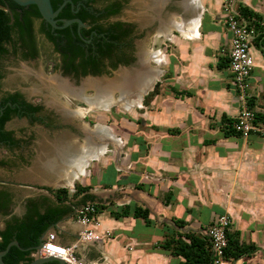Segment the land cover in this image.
Segmentation results:
<instances>
[{
    "label": "crops",
    "instance_id": "obj_1",
    "mask_svg": "<svg viewBox=\"0 0 264 264\" xmlns=\"http://www.w3.org/2000/svg\"><path fill=\"white\" fill-rule=\"evenodd\" d=\"M199 2L197 34L174 31L173 51L165 57L168 75L161 76L159 92L143 105L139 123L127 126L120 143H107L105 153L75 179L89 189L66 203L78 207L84 194L94 196L102 207L93 223L81 225L73 212L41 236L55 232L84 264H178L182 258L161 244L177 232L204 235L219 214L229 215L230 231H237L241 242L256 247L232 264H264V122L255 123L247 136L224 135L222 115L236 119L242 108L229 64L217 66L228 58L231 35L222 1ZM235 5L252 10L264 30V0H235ZM245 20L252 25L255 18ZM257 34L255 29L254 38ZM254 38L247 94L252 109L264 114V51ZM44 197L54 202L48 191ZM124 205L129 214L115 216ZM135 207L149 212V224L133 216ZM84 229L100 239L80 241Z\"/></svg>",
    "mask_w": 264,
    "mask_h": 264
},
{
    "label": "trees",
    "instance_id": "obj_2",
    "mask_svg": "<svg viewBox=\"0 0 264 264\" xmlns=\"http://www.w3.org/2000/svg\"><path fill=\"white\" fill-rule=\"evenodd\" d=\"M62 0H52V7L56 9ZM71 3H80L79 12L76 14L83 22L87 19H95L88 9L94 10H107L110 12H118L121 9V4L116 0H71ZM70 6V2L65 5ZM239 13L241 17L251 21L252 25L257 30V36L254 38L253 43L264 51V30L259 24L258 17H255L254 12L250 10L247 6L238 5ZM60 16L64 19H69L72 15L66 10L60 13ZM10 15L5 7H0V57L9 54L8 45L11 44L13 52L16 51V41L23 37V34L28 28H21L22 25L19 24L18 17L10 22ZM63 20L58 24H62ZM18 27V36L13 41L11 37V32L14 28ZM71 26L74 28L73 35H68L65 33L70 26H66L64 29L58 30V41L55 42L53 50L60 54L62 61L61 66L66 74L73 72L74 75H86V74H100V66L103 64V59L108 57L113 50L118 47L125 52H130L132 50L131 39L127 38L129 30L119 29L120 24L115 27H104L98 24L96 27V33L93 39L96 42L95 45L85 44L84 41L78 36L76 31V23ZM19 28H21L19 30ZM120 31H119V30ZM82 37L90 33V29L86 28L81 30ZM52 38V37H51ZM85 45V46H84ZM94 46V47H92ZM32 48V47H30ZM34 50V48H33ZM34 52L32 51L33 57ZM28 57V55H25ZM132 58L130 56L125 62L130 63ZM229 64V59L227 57L220 59L217 63L218 68L227 67ZM164 75H168L165 73ZM177 93L175 89H172ZM159 92V82H156L153 89L149 91L143 98V104L149 103L152 97ZM20 94H10L3 98L0 102V108L4 107L2 114H0V141L8 142L10 141L11 133L3 129V125L6 120L10 119L12 115L28 116L35 118V113H37L41 107L39 105H31L23 102ZM7 101L10 105H6ZM252 99L248 98V106L252 108ZM21 102V109L16 104V106L11 107L14 103ZM47 119V124L52 122V118L45 116ZM222 120L227 124L223 128L225 136L236 135L241 136L237 131L232 128V123L235 119L227 118L226 115H222ZM258 121L264 122V114L256 113L254 116L253 123ZM139 123V121H136ZM46 191L50 193L53 197L54 202H51L48 197H43L42 201L33 204L28 208L26 214L22 218L9 219L4 222L2 228H0V250L3 251L12 241H17L18 246L11 244L8 247L6 253L2 256L5 264H29L33 261L31 253L41 242V236L44 234L48 226L56 223L64 216H67L74 212V208L77 206L76 203L69 202V197H76L82 192L89 189V185H80L75 183L73 186L72 193H69V189L66 187L49 188L44 187ZM82 201L85 203L87 201H94V196L89 194H84L82 196ZM102 205L96 204L95 212L93 216L101 209ZM5 202L0 201V211L6 213ZM130 207L124 205L119 213H115V216H126L129 214ZM133 216L142 217L146 224L150 223L149 212L146 209H141L135 207L133 210ZM178 227H182L184 222L181 220H174ZM227 247L226 255L233 259H238L242 256H250L256 247L253 244H245L240 241L239 234L237 231L231 232L227 231ZM165 249H171L172 254L182 258L178 264H211L212 252L211 245L208 238L205 235H200L198 233L187 231V232H177L176 237L166 238V240L161 244ZM42 264H58L57 261L44 262Z\"/></svg>",
    "mask_w": 264,
    "mask_h": 264
},
{
    "label": "flooded vegetation",
    "instance_id": "obj_3",
    "mask_svg": "<svg viewBox=\"0 0 264 264\" xmlns=\"http://www.w3.org/2000/svg\"><path fill=\"white\" fill-rule=\"evenodd\" d=\"M64 1L66 0H62L59 6ZM116 1L121 4V9L115 13L107 11V10H102V9L101 10L88 9L89 12L95 18L93 21H92V18H90L89 20L87 19L85 22H83L79 17H77L76 14L79 12L80 3L73 4L71 3V0H67L65 4L63 5V7L61 8V10L52 17L55 20L56 24L59 25L58 23L63 20V18L60 16V13L66 10V12L68 11L72 15L69 19H74V18L80 19L82 21V25L79 28V32H81V30H85L86 28H89L90 29L89 34L85 35V37H82L80 33V36H79L77 21H74L71 24H69L68 26L70 27L67 29L65 33H67L68 35H73L74 28L71 25L73 23H76V31H77L78 36L84 41L85 44H92L94 46H96L95 45L96 42L94 41L93 38L95 36H98V34L96 33V30H97L96 27L98 24L103 25L104 27H115L117 24H120L121 28L119 29H125V30L127 29L130 31L127 35V38L131 39L132 50L130 52H125L119 47L116 50H113V52L108 57H105L103 59V64L102 66H100V71H101L100 74H94V75L93 74H86V75L80 74V75H77V77L74 75L73 72L66 74L64 72L63 67L61 66L62 61L60 58V54L58 52L56 53L53 50L55 46V42L58 41V30L64 29V28L52 27L44 19V17H42L38 9V6L36 4L28 3V4L21 5V4H18L14 0H0V7H5V10L9 12L10 19H11L9 23H11L15 19V17H18L19 24L22 25L21 28H28V30H26L23 34V37L18 40L16 38L18 36V30H17L18 27L15 26L14 30L11 32V37L13 41L15 39L18 40L15 43L17 46L16 51L13 52L11 44L8 45L10 52L9 54L0 57V63L2 59L9 57V56L13 57L14 59H19L21 61L35 60L40 56L41 53L44 54V50L46 47H50L51 51L57 57L55 67L58 69L57 73L50 74V75H61L63 77H67L69 78L70 82H74V84H79V82H76V81L79 80L80 78L83 79V77L88 76V75L90 76H100V75L111 76L114 74L113 72L119 70V67H124L127 70H130L131 68H136L137 66L140 65V59H141L140 56H141L142 50L145 48L142 42L143 37L145 36L144 30H139V27L141 26V23L146 24V25L149 23H152L149 26V31H151L150 35H152L154 31L158 29V26H159V23H158L159 21L157 20L158 16L155 15L156 17L151 19L150 22H146V23H143L141 21H139L140 22L139 23L138 21L129 22V21L122 20L119 18V15L125 5V0H116ZM49 2L52 7V0H49ZM69 2H70V6H66V8H64L65 5ZM174 2L176 3V0H171L170 3H168V5L165 7V9L160 13L163 16V18H166L168 15L170 16L174 14V12H172L173 11L172 9L173 7H177ZM56 9H53V11H55ZM181 12H182V9H181ZM69 19H64V20H69ZM21 28H19V30ZM173 32L174 31H172V35H173ZM147 49H150V48H147ZM32 51L34 52L35 56L30 57L32 55ZM25 55H28V57H25ZM129 56L130 58H132V61L126 64L125 62L127 61V58ZM39 73L40 75H47L44 72V68L42 69V71H39ZM3 74L4 73L1 71V64H0V81L2 79ZM18 74L26 75V74H23L22 72H18ZM18 74L16 72L14 75H18ZM28 75H35V74L29 73ZM41 88H42L41 89L42 91L40 90V93L44 96V93H43L44 87H41ZM33 92L37 93L39 91H33ZM15 93L20 94L21 96L20 100L22 99L23 102L31 104V105H39L41 109L37 113H35L36 119H33L32 117H28V116H19V115L14 114L11 116L10 119L5 121L3 125V129L11 133L10 135L11 140L8 142L0 141V149H2L5 154H7V152L9 153L7 155L0 156V170L7 173L9 176H11L12 172L16 171L17 169L22 170L24 172L23 173L24 176H22L23 178L24 177L30 178L33 176L31 173L35 172L37 174L35 176L37 180L43 179L44 177L41 178V176H39L38 174L44 175V172H43L44 169L39 165L41 164L40 163L41 160H44V136H36L35 133L34 134L33 133H23L22 131H20L19 133H15L14 130L7 129L6 124L14 118L16 119L25 118L31 123H34V122L39 123V125H41L43 128L44 127L53 128L56 126H61L59 124L60 120L58 121L57 119L58 117L55 115L53 110H50L53 113L44 111V109L46 108L44 102L42 104L33 102L28 99L25 93H22L19 90L2 91L0 93V102L3 98L7 97L10 94H15ZM116 94H115V97L118 96V93ZM6 103H7L6 105H10L9 101H7ZM16 104H18V106L21 109V102L14 103L11 107L16 106ZM3 108L4 107L0 108V114H2ZM45 116H49L50 118H52V122H49L50 123L49 125L47 124L48 120L44 119ZM68 138H69L68 136L63 137L64 140ZM52 146L53 145L51 143V145L45 150L53 148ZM35 167L40 168V172H36ZM14 182L15 180H11V179H0V201L5 202L4 210L6 211V213H3L2 211H0V223H3V225L6 220L14 219V218H22L26 214L28 208H30L33 204L37 202L39 203V201H42L44 197L43 193H39L38 195H35V196L33 195L23 196L22 195V196L17 197L15 192L12 189V187L16 186ZM17 186L22 187V188H37L40 191L44 190V187H48L44 185V183L43 184L40 182L38 183V181L35 184H27L26 182L21 181L20 183H18Z\"/></svg>",
    "mask_w": 264,
    "mask_h": 264
},
{
    "label": "bare ground",
    "instance_id": "obj_4",
    "mask_svg": "<svg viewBox=\"0 0 264 264\" xmlns=\"http://www.w3.org/2000/svg\"><path fill=\"white\" fill-rule=\"evenodd\" d=\"M170 1L133 0L132 4L138 8V19L143 23L150 22L158 16V29L163 33L161 35L167 38L173 37L172 31H178L182 35L197 34L200 15L196 10H199L200 0H176V2L180 1L178 5L182 8V13L189 15L175 17V14H172L163 18L160 13ZM140 57V65L136 68L130 70L121 68L110 78H88L82 80L80 84H74L60 75H40L39 71H33L25 65L22 66L21 72L26 76L29 73L35 74L33 76L39 81L40 86L37 85L38 87L33 91H40L41 87H44L48 94L47 104L56 108L65 117L73 118L87 110L79 107L69 108L62 101V98L67 96L85 103L88 109L107 110L113 103H117L123 110L131 111L133 107H142L145 93L153 87L162 73L159 67H152L149 64L150 60L157 65L160 64L163 60L162 52L143 49ZM87 89H92L93 93L89 94ZM116 93H118L117 97H115ZM84 129L85 138L82 142L76 143L70 138L65 140L61 138L60 142L52 144L53 148L44 152V160L39 164L44 169V173L55 174L58 179L65 180L71 185L74 178L86 172L90 160L97 159L105 153L107 143H120L119 138L106 126L97 125L91 129L85 125ZM35 171L40 172V168L37 167Z\"/></svg>",
    "mask_w": 264,
    "mask_h": 264
},
{
    "label": "rangeland",
    "instance_id": "obj_5",
    "mask_svg": "<svg viewBox=\"0 0 264 264\" xmlns=\"http://www.w3.org/2000/svg\"><path fill=\"white\" fill-rule=\"evenodd\" d=\"M133 0H125V5L119 15V18L125 21L129 22H136L140 21L138 19L137 13H138V8L135 7L132 4ZM179 2V1H178ZM170 3V2H168ZM168 3L164 6L166 7ZM175 3V2H174ZM177 7H173L174 16H186V14H183L181 12L180 6L178 3H175ZM164 10V9H163ZM202 10V9H201ZM178 14V15H177ZM172 16V15H170ZM140 23V22H139ZM142 24V23H141ZM152 23L149 24H143L139 27V30H144L145 36L143 37V45L145 46V50L147 51H160L163 53V59L160 64H155L154 62L149 61L150 66L152 67H159L162 70L161 75L158 77L156 82L159 81L162 75L166 73L167 67H168V62L165 60L166 54L170 53L173 51L174 44L171 41V39L167 38L165 35H161L159 29L154 31L152 35L151 31H149V26ZM159 33V34H158ZM173 34H176V32H173ZM174 37V36H173ZM150 48V49H147ZM57 61L56 55L51 51L50 47H46L44 50V54L41 53L40 56L31 61H21L19 59H14L13 57L9 56L1 60V71L4 73L2 76V79L0 81V93L5 90H19L22 93H25L26 96L28 97L29 100L36 102V103H46L47 104V91L44 88V95L43 96L40 91L39 92H33L32 90L38 86H40L39 81L32 75H19L18 72H21L22 66L25 65L28 68H30L33 71H42L44 68V72L47 74L46 76H52L50 74H54L58 72V69L55 67V63ZM18 75H14L16 72ZM83 80L80 78L76 82H80ZM86 80V79H85ZM38 85V86H37ZM152 88L149 90L151 91ZM88 93L91 94L93 93L92 89H87ZM148 91V92H149ZM147 92V93H148ZM146 93V94H147ZM145 94V95H146ZM144 95V96H145ZM67 98V99H66ZM62 98V101H64L68 107L71 109H78L82 108L86 110L82 115H76L73 118H70L69 120H65L61 118L57 113L55 115L58 117V121L60 120L59 124L61 126H56L53 128L49 127H42L39 125V123L34 122L31 123L25 118L22 119H12L6 124V128L10 130H14L15 133H19L22 131L23 133H35L36 136H44V152L46 148H48L51 145V142H60L61 138L68 136L70 139L73 141L75 140L76 143L82 142L83 140L81 139L83 136V133L81 132V129L84 130L85 132V125L88 126L89 128H94L97 125H103L106 126L110 131L117 136H124L127 135V126L133 125V123H136V121H140V116L139 113H141L144 110L143 107V99H142V107H133L131 111H125L123 110L117 103H113L110 108L107 110H98V109H88L87 105L84 104L83 102L73 99L71 97H66ZM144 98V97H143ZM65 99V100H64ZM49 110V111H48ZM45 112L53 113L50 111V109L45 108ZM44 112V113H45ZM59 112V111H58ZM59 139H58V138ZM57 138V139H56ZM108 145V144H107ZM108 148V146H107ZM111 149V146H109ZM111 152H108L110 154ZM7 154H9L7 152ZM4 153L2 149H0V156L2 155H7ZM94 159L90 160L93 161ZM89 163V162H88ZM109 171H112L109 168ZM24 172L22 170H16L12 172V175L9 176L7 173L3 172L0 170V179H11L15 180L16 186L12 187L13 191L15 192L16 196H24V195H38L39 193H43L44 190H39L37 188H22L17 186L18 183L26 182L27 184H35L40 182L44 183V185L48 186L49 188H58V187H66L69 189V193H72L73 191V186L76 182L74 178L72 180L71 185H67L68 183L65 180H60L58 179L57 175L51 174V173H44V175L38 174L39 176L44 177L43 179L37 180L35 176L37 175L35 172H32L31 174L33 175L30 178H23Z\"/></svg>",
    "mask_w": 264,
    "mask_h": 264
},
{
    "label": "built area",
    "instance_id": "obj_6",
    "mask_svg": "<svg viewBox=\"0 0 264 264\" xmlns=\"http://www.w3.org/2000/svg\"><path fill=\"white\" fill-rule=\"evenodd\" d=\"M222 7L226 12L225 23L230 32V49L228 54L229 70L232 73L233 82L238 92V98L242 102L232 128L241 136H247L254 130L253 123L255 111L248 106L247 90L250 86V75L254 65L250 45L255 36V28L239 14L235 0H221ZM95 201H87L75 208L76 221L81 225H89L94 221L93 213L96 208ZM231 220L227 214H219L206 228L204 235L211 245V264H232L233 258L226 255L227 231L230 230ZM80 241L99 240L100 236L91 229H84L80 233ZM31 256L49 257L54 256L64 260L65 264H84L74 254L73 245H64L58 241L55 232H48L41 238L40 246L35 249Z\"/></svg>",
    "mask_w": 264,
    "mask_h": 264
},
{
    "label": "water",
    "instance_id": "obj_7",
    "mask_svg": "<svg viewBox=\"0 0 264 264\" xmlns=\"http://www.w3.org/2000/svg\"><path fill=\"white\" fill-rule=\"evenodd\" d=\"M16 1L18 4H21V5H24V4H28V3H34L38 6V9L40 11V14L42 15V17H44V19L54 28H65L66 26H68L69 24H71L72 22L74 21H77L78 22V34L80 36V32H79V28L80 26L82 25V21L80 19H69V20H64L63 24L62 25H57L55 20L52 18L54 15H56L60 10L61 8L63 7V5L65 4V2L67 1H64L55 11H53L52 7H51V4L49 2V0H14ZM201 20V19H200ZM143 25V24H141ZM139 63V62H138ZM121 68H124V67H119V69ZM116 72V71H115ZM113 72V73H115ZM61 76V75H60ZM113 75L109 76V75H100V76H85L83 77V80L84 79H88V78H91V79H103V78H110L112 77ZM63 77V76H61ZM66 79L69 80V78L67 77H64ZM70 81V80H69ZM82 82V80L79 82V84ZM74 83V82H73ZM148 92V91H147ZM146 92V93H147ZM145 93V94H146ZM45 107L50 109V110H53L55 113H57L61 118L65 119V120H69L70 118H66L63 114L59 113L56 108L54 107H51L49 106L48 104L45 103ZM89 126V125H88ZM90 127V126H89ZM81 132L83 133V136H82V140L85 138V132L83 129H81ZM11 244H14V245H17L18 246V242L17 241H12L9 243V245L5 248V250L1 251L0 250V264H5L3 259H2V256L6 253V251L8 250V247L11 245ZM41 244V242H40ZM40 244L35 248L37 249ZM57 261L58 264H65L64 260L61 259V258H58V257H54V256H49V257H37V258H34L33 261H31L29 264H42L44 262H49V261Z\"/></svg>",
    "mask_w": 264,
    "mask_h": 264
}]
</instances>
